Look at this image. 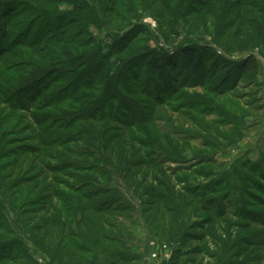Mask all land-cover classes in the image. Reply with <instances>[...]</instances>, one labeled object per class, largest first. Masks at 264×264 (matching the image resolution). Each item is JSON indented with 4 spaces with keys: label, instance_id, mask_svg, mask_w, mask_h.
<instances>
[{
    "label": "rangeland",
    "instance_id": "obj_1",
    "mask_svg": "<svg viewBox=\"0 0 264 264\" xmlns=\"http://www.w3.org/2000/svg\"><path fill=\"white\" fill-rule=\"evenodd\" d=\"M234 1L0 0V264H264V46L238 51L264 0ZM63 31L47 59L18 45ZM189 47L227 68H147Z\"/></svg>",
    "mask_w": 264,
    "mask_h": 264
},
{
    "label": "trees",
    "instance_id": "obj_2",
    "mask_svg": "<svg viewBox=\"0 0 264 264\" xmlns=\"http://www.w3.org/2000/svg\"><path fill=\"white\" fill-rule=\"evenodd\" d=\"M80 1L82 2L83 0H69V4L72 6H77ZM250 5L254 6L255 3ZM241 8H242L241 1L235 0L233 3H229V5H227V13H228L227 16L231 15L232 13H237V15L236 14L235 15L238 18V14L241 13ZM247 12L249 13V15H247L248 20L246 23L242 24V28L245 25L244 28L246 30L243 31L244 30L243 28V30L241 29L240 31H238L240 38L238 40V51H244L257 46H264V10L258 12L259 16H253V12H254L253 8ZM5 16L0 18V60L1 58H3L5 54H7V48L5 45L4 38L7 32L6 30H8L11 27L10 25L11 22L9 18H5ZM65 35H70V33L68 31H63L62 35L59 37L52 38L49 36L46 39H44V37L41 38L40 36H36L34 37L32 42H30L27 39H24V41L18 45L27 47L26 49L32 50L34 52H41L42 54L44 53L45 54L44 58L47 59L49 56L55 54L54 51L51 50V48L57 47L61 51H64L66 49V45L68 42L67 39L63 38ZM9 36L10 35L8 33L6 39H8ZM77 37H79V33L74 34L73 38L69 36V38L73 39V41ZM12 45L15 44L11 43V46ZM181 55H182L181 62L178 63L169 59H165V57H162L161 60L159 58H153L152 60H149L147 62V68L151 70L154 74L158 75L162 79V82H164L162 83V85L166 84L165 85L166 87H167V83L170 82L171 80L174 82L178 81L179 80L178 78H180L179 75L180 73H183L185 75V78L190 77V79L192 80L195 79L196 82H199L200 80L205 81L208 77L210 79L219 77L220 72L225 71L224 68H227L226 64H224L225 61L222 62L220 61L221 59H219V61H216L212 66L210 65L211 67L209 66L210 62L213 60L215 56L212 54V52H210L209 47L185 48L184 50L181 51ZM250 62L251 59L243 60L238 63L235 62L236 66L233 68V71L230 72L227 79L226 77L221 78L220 87L222 86L223 88H225L226 86L231 84V82L236 83L239 82V80L243 79L247 68L250 67L249 65ZM59 78H61V76ZM105 82L107 86L106 89L108 90V88H110V86L112 85V81L108 79ZM162 88L163 86L161 87V89ZM5 91L6 88H0L1 93L3 92L5 93ZM128 128H133V127L128 125ZM93 188L96 189V187ZM72 192H74V190ZM97 192L101 194L100 189H97ZM76 193L79 192L77 191ZM84 199L87 200L88 205L84 206L85 210L83 212L85 214L86 213L91 214L92 212H94L96 203H98L96 202L97 195L95 197L93 196L91 198H84ZM90 204H92L91 207L89 206ZM113 230H115V227H113Z\"/></svg>",
    "mask_w": 264,
    "mask_h": 264
}]
</instances>
